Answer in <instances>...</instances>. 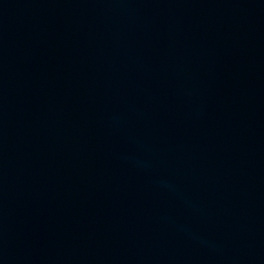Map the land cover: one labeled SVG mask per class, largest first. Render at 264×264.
<instances>
[{"label":"water","instance_id":"water-1","mask_svg":"<svg viewBox=\"0 0 264 264\" xmlns=\"http://www.w3.org/2000/svg\"><path fill=\"white\" fill-rule=\"evenodd\" d=\"M0 264H264V0H0Z\"/></svg>","mask_w":264,"mask_h":264}]
</instances>
